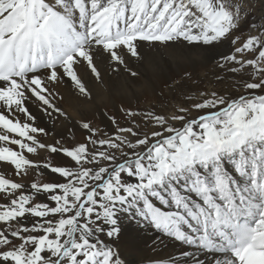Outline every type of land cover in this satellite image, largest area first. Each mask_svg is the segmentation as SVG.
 Wrapping results in <instances>:
<instances>
[{"label": "snow or ice", "instance_id": "1", "mask_svg": "<svg viewBox=\"0 0 264 264\" xmlns=\"http://www.w3.org/2000/svg\"><path fill=\"white\" fill-rule=\"evenodd\" d=\"M239 19L240 9L231 0H0V163L12 166L16 175L43 167L66 181L31 183L35 194H48L49 204L34 202L23 184L0 175V198H8L0 203V264H121L97 233L104 232L102 224L112 226L107 236L118 233L115 206L135 207V201L143 202L141 214L157 229L221 254L215 264H264V94L229 100L213 93L194 105L207 110L197 119L172 117L184 122L180 128L149 114L163 131L139 138L131 128L119 129L135 142L121 136L115 137L119 143L90 139L105 151L87 144L68 149L41 143L37 135L44 129L29 123L34 117L26 107L35 98L59 111L48 85L62 76L88 95L76 66L86 64L99 80L97 48L122 64L121 48L137 56V42L209 44L226 38ZM235 52L252 56L225 57L253 69V82L244 87L264 90V31ZM42 70L46 76L39 74ZM82 126L91 131L89 124ZM121 145L141 150L123 152ZM38 149L61 152L78 167L37 164L26 153ZM107 149L120 150L124 161L116 162ZM102 160L109 166H99ZM123 174L137 182L126 183ZM149 197L176 210L162 211ZM29 216L36 218L31 227L21 223Z\"/></svg>", "mask_w": 264, "mask_h": 264}, {"label": "bare ground", "instance_id": "2", "mask_svg": "<svg viewBox=\"0 0 264 264\" xmlns=\"http://www.w3.org/2000/svg\"><path fill=\"white\" fill-rule=\"evenodd\" d=\"M227 41L226 37L219 41L220 45H211V43L203 42L189 43L180 39L166 43L170 50H167L166 44L137 42V56H132L126 49L119 50L123 59L122 64L112 61L108 53H105L102 48H97L94 51V63L100 73L99 80L86 64L76 66L78 76L88 95L81 94L70 79L62 76L59 82L48 85L53 93L49 98L59 111L48 109L35 98H30L26 101V107L34 120L29 123L44 129V133L37 135L41 143L55 146L58 141H62L61 147L58 148L67 146L65 142L68 140L76 143H81L87 137L97 140L100 134L114 141L116 136H121L135 142L136 137L118 131L123 127L133 128L135 125V118L126 117L124 112H131L133 115L142 114L145 110H149L143 107L146 103H158L160 106L153 109L164 110L160 107H165V104L182 86L189 83L191 78L198 77V72L205 70L214 59L222 58L230 52ZM212 66L217 67L215 64ZM39 74L46 76L47 70H42ZM187 74H190L191 78ZM166 84H169L167 89H165ZM259 94H264V91L246 90L238 95L234 94L232 96L234 98L229 100L238 99L242 95ZM179 100L185 105V100L181 98ZM167 110L175 114L179 112L175 111L173 106H168ZM206 111L198 109L197 114L186 115L185 119H197ZM17 116L21 120L26 119L23 114L18 113ZM84 123L89 124L91 131L83 128ZM183 123H175L174 126L180 128ZM97 128L100 129L96 131ZM150 142L154 141L150 140ZM10 147L16 149L14 145ZM26 155L30 160L41 165L43 164L41 161H49L53 156L59 157L62 166L68 160L63 154L51 153L47 149H38L36 154L26 153ZM123 161L124 157H117L116 162ZM111 166H115V162ZM39 173L51 176L52 172L40 167L29 169L27 175H16L12 166L0 163V175L23 184L25 194L37 195L30 185ZM122 179L126 183L137 182L134 177H128L126 174L122 175ZM158 190L168 198L165 189L158 188ZM185 195L193 197L192 193H185ZM149 199L162 211L176 210L174 206L166 208L155 197H149ZM129 200L131 201V198ZM7 202V197L0 198V203L7 204ZM46 203L49 202L46 201ZM114 211V218L117 221L115 227L119 230L118 233L109 237L106 233L112 226L102 225L104 232L97 233V236L105 245L113 249L121 260V264H215V258L221 256L219 253L205 251L197 244L177 241L164 231L157 229L150 219L141 214L142 201H135V207L117 204ZM34 219L36 218L29 216L25 219V223L32 226Z\"/></svg>", "mask_w": 264, "mask_h": 264}, {"label": "rangeland", "instance_id": "3", "mask_svg": "<svg viewBox=\"0 0 264 264\" xmlns=\"http://www.w3.org/2000/svg\"><path fill=\"white\" fill-rule=\"evenodd\" d=\"M231 3L234 6H238L240 9V19L238 21V27L234 29L228 36H227V44L230 48V52L226 53L222 58H216L212 61L210 65L207 66L205 70L199 71L196 78H191L190 74H187L189 78V83H186L184 86H182L176 94L171 98L168 103L164 106H161L162 111H158L153 109V107L160 106L158 103H146L145 106L149 110H145L142 114L139 115H129V112H124L125 116L128 118H135V125L133 126V131L136 132V129L138 130L139 138L144 137H151L152 132L163 131V128L161 126H158L155 121L152 119V117L149 114H152L153 116H160L164 117L167 120L166 126H173L175 127V123H181L183 121L173 120L172 117L175 115H192L197 114L196 109L194 105L196 103L203 102V100L211 98L212 94L215 93L217 96L225 97L226 99L234 98L232 97L234 94L238 95L240 93L245 92L246 89L244 85L249 82H253V69L251 67H245L241 68L239 64H235L233 62H229L225 59L227 56H236L238 59H251L252 56L249 53H243L238 54L235 52L236 47L242 46L243 42L247 40L250 36H260L262 34V31H264V0H231ZM260 29L261 31H258ZM236 40V44H233L232 41ZM220 40L214 41L211 43V45H220ZM167 50H170L169 45L166 44ZM224 59V60H223ZM216 65L217 67H213L212 65ZM218 64V65H217ZM237 68L238 71H230L231 68ZM175 82V81H174ZM180 82V80L178 81ZM169 84H166L165 89ZM257 92H263L264 90L256 89ZM185 100V105H183V102L180 103L179 99ZM168 106L175 107V111H179L176 114L173 112H170L167 110ZM181 109H185L186 111L181 112ZM161 113V114H160ZM174 122V123H173ZM137 125V127H136ZM157 126V127H156ZM139 127V128H138ZM124 128V127H123ZM126 128V127H125ZM100 129L97 128L96 131ZM154 129V131H153ZM119 131V130H118ZM140 131V132H139ZM88 139V140H87ZM106 139L101 134L98 136L97 140ZM59 142V145H58ZM55 145V147H61L62 141H58ZM61 142V144H60ZM70 142V143H69ZM116 143H119V141H115ZM71 144V145H70ZM80 144H87L89 149H93L95 151H105L106 149L104 147H101L99 145H92L90 143V139L87 137L81 143L79 142H73V141H66L64 148H73L74 146L80 145ZM92 146V147H91ZM121 149L123 152H132L137 151L136 149H129L124 145H121ZM108 152L114 154L117 157H123L121 155V151L117 149H107ZM62 154L61 152H57ZM119 153V154H118ZM67 160V163L64 165L68 168H71L74 170L78 166L75 165L73 161L70 160V158L65 157ZM57 160V161H56ZM43 164L47 163L51 166H62L60 164L59 157L53 156L49 159V161H41ZM59 162V163H58ZM70 162V163H69ZM72 163V164H71ZM60 164V165H59ZM71 164V165H70ZM87 167H98V165H86ZM99 166H109L108 161H100ZM73 167V168H72ZM55 173H50L51 176H47L45 174L39 173L38 177H36L34 182H37L39 184L43 183H50V184H57V183H64L66 182L64 178L61 177ZM23 183V182H22ZM40 195V196H39ZM44 199V200H43ZM46 201L49 202V204H52L53 202L49 201L47 199V194L40 193L35 196L34 202H43L46 203ZM54 206V205H53ZM23 225L31 227L29 224L25 223V220L21 222ZM103 225V224H102ZM101 225V227H102ZM14 244H19V240H15V238H11Z\"/></svg>", "mask_w": 264, "mask_h": 264}]
</instances>
